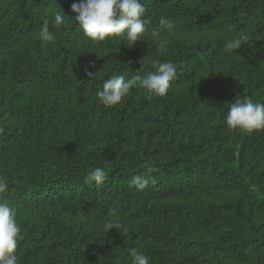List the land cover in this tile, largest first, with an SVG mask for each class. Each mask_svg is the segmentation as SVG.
<instances>
[{
    "label": "trees",
    "instance_id": "trees-1",
    "mask_svg": "<svg viewBox=\"0 0 264 264\" xmlns=\"http://www.w3.org/2000/svg\"><path fill=\"white\" fill-rule=\"evenodd\" d=\"M78 2L0 0V200L21 227L18 264H130L133 247L150 264H264V130L226 123L235 99L264 102V0H142L150 22L132 47L85 37ZM156 60L177 66L165 96L98 101L104 80Z\"/></svg>",
    "mask_w": 264,
    "mask_h": 264
},
{
    "label": "clouds",
    "instance_id": "clouds-1",
    "mask_svg": "<svg viewBox=\"0 0 264 264\" xmlns=\"http://www.w3.org/2000/svg\"><path fill=\"white\" fill-rule=\"evenodd\" d=\"M71 10L76 13L73 18L84 36L97 42L109 38H124L132 47L137 41L144 40L146 26L150 22L142 0H79L71 5ZM65 16L68 15L62 8L57 10L52 18V27L62 25ZM160 22L167 23L164 18H161ZM39 36L44 42H52L55 39L48 20L42 23ZM248 40V35H236L224 44L223 51L226 54L237 51L247 44ZM168 43L167 39L159 40L158 50L166 53ZM153 68L154 71H149L146 75H140L138 71L128 78L125 75H113L104 80L102 89L96 92L98 101L106 107H114L128 96L133 88L145 89L148 99L165 96L171 82L177 77V66L171 60H156L153 61ZM88 75L90 77L94 74L88 72ZM226 123L231 129L245 130L248 133L264 130V102L254 101L251 97L235 99L227 111ZM104 176V169L96 167L88 172L87 180L99 183ZM135 184L139 190H143L147 187L148 180L138 177ZM7 189V181L0 177V193ZM112 228H117L112 222L103 225V230L107 233ZM20 233L16 210L9 203L0 200V264H18L17 246ZM150 260V256L144 251L135 247L130 250V264H150Z\"/></svg>",
    "mask_w": 264,
    "mask_h": 264
}]
</instances>
